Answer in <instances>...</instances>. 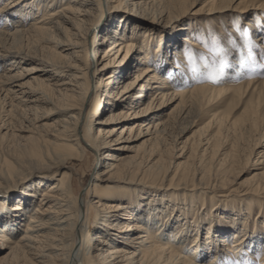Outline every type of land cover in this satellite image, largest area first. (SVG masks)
I'll return each instance as SVG.
<instances>
[{
  "label": "bare ground",
  "instance_id": "1",
  "mask_svg": "<svg viewBox=\"0 0 264 264\" xmlns=\"http://www.w3.org/2000/svg\"><path fill=\"white\" fill-rule=\"evenodd\" d=\"M183 2L0 0V103L21 124L0 133V264H264V248L253 253L242 238H224L219 247L211 228L202 242L188 238L185 227L168 231L167 214L155 218L146 212L143 181L129 180L142 164L123 154L107 153L104 172L98 171L84 194L75 193L70 171L49 184L69 160H86L89 149L96 156L117 145L131 150L129 142L143 139V146L151 145L145 173L177 172L183 163L167 167L163 157L152 156L179 122L187 123L186 131L198 117L208 121L204 129L216 126L219 133L257 127L264 85L258 102L250 96L243 114L233 119L232 106L257 91L255 80L219 87L199 83L202 73L191 49L162 53V35L156 49L149 44L152 35L131 27L139 11L169 10ZM38 11L42 17L35 16ZM191 39L184 41L204 50ZM33 60L35 68H17ZM5 63L9 67L3 69ZM224 105L228 112L220 111ZM256 148H263L261 141ZM259 156L257 165H264V150ZM253 177L263 180L264 173ZM251 207L247 203L249 214Z\"/></svg>",
  "mask_w": 264,
  "mask_h": 264
},
{
  "label": "rangeland",
  "instance_id": "2",
  "mask_svg": "<svg viewBox=\"0 0 264 264\" xmlns=\"http://www.w3.org/2000/svg\"><path fill=\"white\" fill-rule=\"evenodd\" d=\"M205 1H208L207 4ZM173 6L169 10L159 6L147 12L139 11L137 20L130 18V24L133 25L131 27H138L152 35L148 43L156 49L159 45L158 36L162 35L161 40H166L162 53L168 49L170 54H173L179 47L191 49L192 55L196 56L198 70L202 73L199 83L219 87L222 82L240 84L241 81L255 80L257 91L246 95L247 98L243 102L231 108L230 117L239 118L250 96H253L254 102H258L257 94L264 85V0H186V2L184 0L183 3ZM180 15L184 17L178 20ZM35 16L39 18L43 15L38 11ZM35 16L32 17L36 18ZM119 16L123 15L119 14L117 17ZM171 17L177 20L173 21ZM185 36L197 41L204 50L198 51L196 46L185 42ZM140 41L143 42L144 39ZM30 43L33 50L41 52L40 44L35 41ZM108 46L109 44L105 45L101 51ZM197 51L198 54L195 55ZM35 66L33 60L18 65L17 68L28 71ZM2 67L6 69L9 63L2 64ZM136 71L137 68L133 69L129 77L132 78ZM262 102L259 100L263 106L259 109L261 111L257 127L252 129H230L219 133L215 126L208 131L204 129L208 121L199 117L190 120H195L196 126L188 131L185 130L188 127L187 123H177L170 134L157 145L155 155L152 156L155 160L163 157L162 164L167 167L171 161L183 163V168L177 172L174 170L166 172V169L159 171V174L145 173L146 165L150 162V155L146 152L150 151L151 145L143 146V139L129 142L127 146L131 150H120L123 145H117L112 148L113 150H104L96 156L89 149L86 160H69L65 167L58 168L55 175L50 177L49 184L70 171L73 175L75 193L84 194L88 186L96 181L98 171L104 172L103 167L106 164H102V161L106 159L107 153L109 151L120 153L123 154L122 157L135 159L142 164L137 168L138 171L130 175L129 180L143 181L145 185L142 192L145 196L143 194L141 198L143 206L146 212L152 213L155 218L167 214L165 222L166 226H169L168 231L177 228L182 230L185 227L188 230V238L202 242L207 240L208 229L211 228L212 242L215 245L217 243L219 247L222 246L224 238L229 239L230 243L241 241L242 238L244 247L250 244L251 250L254 249L252 252L256 253L255 250L259 247L260 250L264 248V212L260 210L264 207V178L261 180L253 177L256 173H264V165H257L259 154L264 150ZM227 108L224 105L220 111L228 112ZM5 109L3 103H0V133L3 134L6 133L3 128L8 130L11 128L13 132L21 126L18 118H8ZM170 109L167 107L164 112L168 114ZM260 141L263 148L257 149ZM177 157L180 158L176 160ZM36 179L38 178L33 180ZM166 187L170 190L166 191ZM168 196H175L178 199L170 200ZM247 203L252 205L250 214L246 211ZM182 207L184 211L179 209ZM211 218H215L213 224ZM185 222L187 226L182 228L181 225ZM244 228H247V233L242 231ZM243 233L246 234L243 236ZM259 255L262 257V254Z\"/></svg>",
  "mask_w": 264,
  "mask_h": 264
}]
</instances>
